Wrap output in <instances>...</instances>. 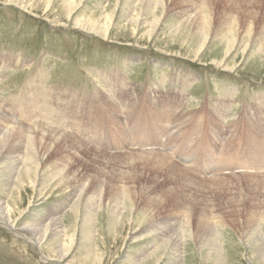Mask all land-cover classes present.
Segmentation results:
<instances>
[{"label": "rangeland", "instance_id": "374dc122", "mask_svg": "<svg viewBox=\"0 0 264 264\" xmlns=\"http://www.w3.org/2000/svg\"><path fill=\"white\" fill-rule=\"evenodd\" d=\"M263 98L264 0H0V264H264Z\"/></svg>", "mask_w": 264, "mask_h": 264}, {"label": "bare ground", "instance_id": "6f19581e", "mask_svg": "<svg viewBox=\"0 0 264 264\" xmlns=\"http://www.w3.org/2000/svg\"><path fill=\"white\" fill-rule=\"evenodd\" d=\"M70 3H72L71 1H69L68 2V5L70 4ZM158 3L159 4H162V0H158ZM73 4V3H72ZM71 4V5H72ZM148 6H150L149 4H148ZM91 22H94V24H93V26H91V27H88V28H92L93 30H95L96 31V33H98V34H100V35H107V31H104L103 29H107L108 28V24L112 21V18H109V19H106L104 22L102 21V20H90ZM209 21H210V18H209V20L208 19H206V23H207V26H208V24H209ZM82 26H84V25H82ZM232 26V25H231ZM202 27H203V25H202ZM229 27V26H228ZM227 27V28H228ZM251 27V26H250ZM248 28V27H247ZM246 28V29H247ZM252 29V28H251ZM202 30H204V29H202ZM249 30V29H248ZM104 31V32H103ZM226 36V35H225ZM231 36L232 37H230V38H227L226 37V42H227V49H226V53H224V55L222 56V58L221 59H219L218 61L219 62H216V63H214V64H216V66H218V67H224V68H226V69H229V70H234L235 68H234V66H232V65H229V64H227L226 65V63L224 64V59L227 61V59H226V57L228 56V55H230V50L232 49V47H233V45L235 44L234 43V39L233 38H235L234 37V35L233 34H231ZM106 37V36H105ZM203 37V36H202ZM209 37V36H208ZM106 38H108V37H106ZM205 43V42H204ZM200 48H203L204 46H199ZM260 47V46H259ZM234 48V47H233ZM201 62H205L204 60H201ZM251 65V64H250ZM48 68V67H47ZM49 70V69H48ZM109 72V71H108ZM196 74V73H195ZM40 78V77H39ZM101 78V77H100ZM42 79V78H41ZM41 79H39V80H41ZM187 79H189V78H187ZM116 80V79H115ZM172 80V79H171ZM38 83V82H37ZM36 83V84H37ZM40 83H41V81H40ZM119 83V82H118ZM191 84V83H190ZM29 86V85H28ZM33 86H35V85H33ZM183 87V86H182ZM38 89H39V86L37 87ZM54 88H55V86H54ZM54 88H52V89H54ZM57 88V87H56ZM45 89V88H44ZM75 90V89H74ZM99 90V89H98ZM37 91V90H36ZM45 91H46V89H45ZM80 91H81V89H80ZM58 92V91H57ZM61 92V91H60ZM25 93V92H24ZM46 93V92H45ZM39 94V93H38ZM50 95V94H49ZM16 96V95H15ZM40 96V95H39ZM40 97H42V96H40ZM65 97V96H64ZM44 98H45V95H44ZM110 98V97H109ZM224 98V97H223ZM226 98V97H225ZM48 99V98H47ZM264 99V98H263ZM111 100V99H110ZM58 101V100H57ZM56 101V102H57ZM225 102V101H224ZM49 103H50V99H49ZM262 103V102H261ZM226 104V103H225ZM228 104V103H227ZM259 104V103H258ZM57 105V104H56ZM42 107V106H41ZM48 109V108H47ZM49 110V109H48ZM52 110H56V109H51V112H52ZM223 110V109H222ZM50 111V110H49ZM48 111V112H49ZM196 111V110H195ZM50 112V113H51ZM34 114V113H33ZM9 115V114H8ZM4 111H3V109H0V129H2V131H4V133H3V135H1V138H0V144L1 145H5L6 144V142L7 141H9V138L10 137H12V136H15L16 134H19V132L21 131V126L22 125H11V126H9L10 125V123H12V119L8 116ZM25 115H27V114H25ZM46 116V115H45ZM56 116V115H55ZM49 117V116H48ZM47 117V118H48ZM53 117H54V113H53ZM190 118H191V116H189ZM34 119H35V117H33ZM50 118V117H49ZM32 120V119H31ZM55 120V119H54ZM29 121V120H28ZM34 121V120H33ZM40 122V121H39ZM41 122H43V121H41ZM41 124V123H40ZM47 125V124H46ZM8 126V127H7ZM20 126V127H19ZM37 126H42V127H45V126H43V125H37ZM45 128H47V127H45ZM48 129V128H47ZM56 130H58V128H55ZM49 130H52V129H49ZM56 130H54V131H56ZM60 130V129H59ZM58 134H59V136H61V137H63V138H65V139H67V138H71V139H73L76 143H78L80 146H83L82 145V141L80 142V141H78V140H75L70 134H67V133H62V132H60L59 133V131H56ZM14 134V135H13ZM7 140V141H6ZM42 142L43 141H41V144H42ZM87 144H89V143H87ZM209 145V144H208ZM88 146V145H87ZM84 147V146H83ZM85 148H87V147H85ZM34 155V154H33ZM32 155V156H33ZM136 156V155H135ZM138 157H142V156H147V157H149L150 158V160H151V162H150V166H151V168L154 170V171H158V172H162L165 168H169V169H171V170H173V173H172V175L174 176H172L171 174L170 175H168L169 177H171V178H176V179H178L177 177H185L186 178V174L188 173V171H187V173H184V171H182L181 169H178V168H174V167H172V165L170 164V162H169V160L167 159V157L166 156H164V155H160V154H155V153H140V154H138L137 155ZM136 156V157H137ZM44 158V157H43ZM196 158V157H195ZM20 162V161H19ZM18 162V163H19ZM145 165H143L142 167H144ZM174 166V165H173ZM185 170V169H184ZM191 171V170H190ZM190 174V173H189ZM192 175V174H191ZM188 176V175H187ZM190 176V175H189ZM188 178V177H187ZM127 190V189H126ZM15 211H14V208L11 206V204H9V203H7V202H0V216H1V220H5V222L6 223H8L9 224V222H10V224H9V226L11 227V228H15V227H18V221L17 220H13V213H14ZM49 213V212H48ZM58 212H54V213H50L48 216L47 215H45L44 217V219H41L42 221L41 222H39V223H37V222H35V223H31V224H24V225H22L21 224V229L22 230H29V232H30V234L32 235V236H34V237H38L40 240L41 239H44V235H46V233L48 232V229H49V227H51V230H50V236H51V238H50V240L52 239V240H54V241H56L57 239V235L60 233V232H62V229H61V227H62V225H61V220L62 219H60V215L58 216V214H57ZM35 220H38V218H35ZM47 220V221H46ZM12 223V224H11ZM49 236V237H50ZM59 238V237H58ZM37 242V241H36ZM38 243V242H37ZM39 245H40V243H38ZM37 244V245H38ZM58 250H57V252H58V254H59V257H55V258H58V259H61V260H64L65 258L67 259V257L69 256V253H70V251H71V245H69L68 244V242L67 243H60L59 245H58ZM150 257L149 258H154L153 256H157L158 257V254L157 253H151V255H149ZM46 259V258H45ZM48 259V258H47ZM48 260H50V259H48Z\"/></svg>", "mask_w": 264, "mask_h": 264}]
</instances>
